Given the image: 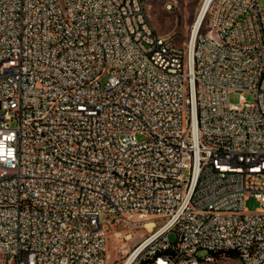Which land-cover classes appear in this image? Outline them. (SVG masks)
I'll use <instances>...</instances> for the list:
<instances>
[{
  "label": "built area",
  "instance_id": "1",
  "mask_svg": "<svg viewBox=\"0 0 264 264\" xmlns=\"http://www.w3.org/2000/svg\"><path fill=\"white\" fill-rule=\"evenodd\" d=\"M148 1L0 0V264H264V2L181 45Z\"/></svg>",
  "mask_w": 264,
  "mask_h": 264
},
{
  "label": "rangeland",
  "instance_id": "2",
  "mask_svg": "<svg viewBox=\"0 0 264 264\" xmlns=\"http://www.w3.org/2000/svg\"><path fill=\"white\" fill-rule=\"evenodd\" d=\"M205 0H149L147 4L148 13L155 29L163 34H169L178 44H184L188 41L192 29L198 17L201 15ZM264 0H260L263 4ZM209 18L204 17L201 31L208 29ZM200 26V25H199ZM104 83V81H103ZM248 101L253 100L251 93L246 94ZM231 103H238L239 93L232 92L229 95ZM139 140L143 136L137 135ZM245 206L249 211H255L260 202L255 197H250L246 200ZM163 220H156V225H161ZM131 234L129 237L128 235ZM141 234L146 235L148 231L146 228H139L130 230L129 228H121L115 225L108 234V260L109 262L120 260L125 257L126 251L132 249L134 245L142 238ZM170 241H175L176 234L170 232L168 234ZM205 252L200 251L203 255ZM2 254L0 253V260ZM215 264H240L239 260L230 256L229 258H222Z\"/></svg>",
  "mask_w": 264,
  "mask_h": 264
},
{
  "label": "bare ground",
  "instance_id": "3",
  "mask_svg": "<svg viewBox=\"0 0 264 264\" xmlns=\"http://www.w3.org/2000/svg\"><path fill=\"white\" fill-rule=\"evenodd\" d=\"M207 1H208V0H205L204 5H203L202 12L200 13L201 15L198 17V19H197V21H196V23H195V26H194V32H196L197 29L200 27L199 25L201 24V18H202V15H203V13H204L205 7H206V5H207ZM152 226H153V222H152V220L148 221V222H147V230H151ZM143 235H144V234H143ZM143 235L141 234V236H143ZM129 237H130V236H129ZM128 252H129V250L126 251V253H128Z\"/></svg>",
  "mask_w": 264,
  "mask_h": 264
},
{
  "label": "water",
  "instance_id": "4",
  "mask_svg": "<svg viewBox=\"0 0 264 264\" xmlns=\"http://www.w3.org/2000/svg\"><path fill=\"white\" fill-rule=\"evenodd\" d=\"M203 15H204V13H203ZM203 15H202V18H203ZM202 18H201V20H202Z\"/></svg>",
  "mask_w": 264,
  "mask_h": 264
}]
</instances>
